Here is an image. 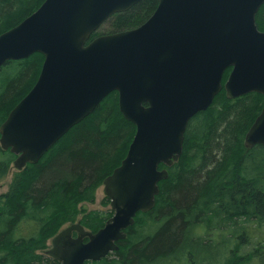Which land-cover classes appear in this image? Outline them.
<instances>
[{
    "label": "water",
    "instance_id": "95a60500",
    "mask_svg": "<svg viewBox=\"0 0 264 264\" xmlns=\"http://www.w3.org/2000/svg\"><path fill=\"white\" fill-rule=\"evenodd\" d=\"M139 1L44 0L0 34V67L34 53L44 58L35 84L0 124V147L17 155L15 169L36 163L112 91L135 126L125 157L102 183L112 216L95 232L79 222L60 229L45 253L61 264L118 249L168 178L159 164L178 161L188 122L222 89L228 99L264 96V30L255 22L264 0H157L138 27L90 39ZM256 144L264 146V104L244 137L246 148Z\"/></svg>",
    "mask_w": 264,
    "mask_h": 264
},
{
    "label": "trees",
    "instance_id": "16d2710c",
    "mask_svg": "<svg viewBox=\"0 0 264 264\" xmlns=\"http://www.w3.org/2000/svg\"><path fill=\"white\" fill-rule=\"evenodd\" d=\"M17 1L0 0V15H7L0 34L33 13H14ZM156 6L157 0H141L110 16L108 33L94 32L90 39L136 28ZM255 22L264 30V3ZM42 59V54L34 53L0 67V124L36 82ZM23 90V97L16 98ZM223 92L188 122L181 156L167 168L168 178L159 184L154 207L136 214L116 251L84 264H211L215 257L204 253L210 250L205 245L213 230L225 236L218 237V253L228 254L221 264H264V243L243 254L247 228L241 225L238 233L229 229L238 216L257 229L264 225V146L244 148L245 134L260 113L264 96L249 93L229 100ZM217 100L220 108H213ZM114 101L108 94L41 159L13 174L0 195V264H61L46 255L48 239L64 223H74L80 203L95 199L96 188L119 165L120 161L113 165L118 155H126L135 132ZM13 159L14 154L0 148V181ZM112 214L89 212L79 223L95 232Z\"/></svg>",
    "mask_w": 264,
    "mask_h": 264
},
{
    "label": "rangeland",
    "instance_id": "374dc122",
    "mask_svg": "<svg viewBox=\"0 0 264 264\" xmlns=\"http://www.w3.org/2000/svg\"><path fill=\"white\" fill-rule=\"evenodd\" d=\"M40 1L41 0H24V1L19 0V1H17V3L14 4V6L12 8V11L14 13H18L19 11L23 10V11H25L27 13L28 12L32 13V12L36 11L39 8V6L43 3L44 0L42 1L41 4H39ZM6 25H7V15L5 13H2L0 15V31L5 29ZM109 30L110 29H109L108 20H107L106 22H104L99 27V29L97 30V33H108ZM109 34H111V33H109ZM99 35H101V34H99ZM229 72H230V70H229ZM229 72H228V74H229ZM227 77H228V75H227ZM251 93H255V92H251ZM223 94H224V97H226L225 92H223ZM247 94H249V93H247ZM247 94H244L242 96H245ZM109 95L113 99H115L114 103L117 106V109L119 111V108H118V93L112 91ZM239 97H241V96H239ZM236 98H238V97H236ZM229 100H232V99H229ZM219 104H220L219 100H217V103H214L213 108H220ZM134 134H135V132H134ZM131 136L128 137L127 142L130 140ZM244 148L246 149V147H244ZM122 153L123 152H121V154L118 155V158L116 159V161L114 162L113 165H116L119 161H121L125 157V155L123 157H121ZM15 171H16V169L11 164L6 177L4 178L3 181H0V195H3L7 191L8 184L10 182L11 176L13 175V173ZM106 199L108 201H106ZM78 208H80L81 212H79V214L76 216L75 220H79L80 218H82L83 214H88L89 212H93V211H110L111 208H110V204H109V199L103 193L102 184L100 186H98L97 189L95 190V199L92 202H82V203H80L78 205ZM235 219L237 220L236 224L235 225H232V224L229 225L230 231H234V232L238 233L240 231L239 227L241 225L245 226V229L247 228V236L248 237H246V242H244L241 245L242 246L241 250H240L241 253L246 254L247 252H249L250 250L253 249L254 245H257L259 242L264 243V225L263 226L260 225L259 229H257L255 224H253L252 222H244V217L243 216L235 217ZM69 224H70L69 221L64 223L60 227V229L64 228L65 226H67ZM209 235L212 236L211 242H209L205 246L207 248H209L210 250L207 253H204V254H206L208 256H212V259L215 257L212 260L211 264H221V263H223L225 261V259L227 258L228 254L225 251H220L218 253L219 248H220V243H219L220 241H219L218 237H220V239H222V237H225V236L223 234H221L220 232H218L217 230H213ZM52 237H50L48 239V241H47L48 246L50 245V239Z\"/></svg>",
    "mask_w": 264,
    "mask_h": 264
},
{
    "label": "flooded vegetation",
    "instance_id": "af4514ba",
    "mask_svg": "<svg viewBox=\"0 0 264 264\" xmlns=\"http://www.w3.org/2000/svg\"><path fill=\"white\" fill-rule=\"evenodd\" d=\"M43 59H44V58H43ZM43 59H42V62H43ZM10 61H13V60H9V61H6V62H10ZM6 62H5V63H6ZM42 62H41V65H42ZM5 63H4V64H5ZM4 64H3V65H4ZM3 65H2V66H3ZM41 65H40V68H39V71H38L37 78H38L39 73H40V70H41ZM2 66H1V67H2ZM36 80H37V79H36ZM34 84H35V83H34ZM34 84H33V85H34ZM222 91H224V90L222 89L220 92H222ZM113 92H117V91H113ZM220 92H219V93H220ZM117 93H118V92H117ZM219 93H218V94H219ZM109 94H110V93H109ZM23 95H24V90L22 91V93H20L19 95H17L16 98H19V97H21V96L23 97ZM25 95H26V94H25ZM214 98H215V97H214ZM213 100H214V99H213ZM99 104H100V103H99ZM80 122H81V121H80ZM77 124H78V123H77ZM75 125H76V124H75ZM75 125H74V126H75ZM133 125H134V124H133ZM72 127H73V126H72ZM72 127H71V128H72ZM71 128H70V129H71ZM70 129H69V130H70ZM69 130H68L64 135H66V134L69 132ZM64 135H63V136H64ZM63 136H62V137H63ZM132 139H133V138H132ZM131 141H132V140H131ZM56 142H57V141H56ZM56 142H55V143H56ZM55 143H54V144H55ZM130 143H131V142H130ZM54 144H53V145H54ZM53 145H52V146H53ZM52 146H51V147H52ZM51 147H50V148H51ZM128 147H129V146H128ZM0 148H1V147H0ZM50 148H49V149H50ZM49 149H48V150H49ZM2 150H4V149H2ZM7 150H8L9 152H11L10 149H7ZM48 150H47V151H48ZM47 151H46V152H47ZM46 152H45V153H46ZM11 153H12V152H11ZM45 153H44V154H45ZM12 154H13V153H12ZM44 154H43V155H44ZM43 155H42V157H43ZM16 156H17V155L14 154V159L16 158ZM42 157H41V158H42ZM41 158H40V159H41ZM14 159L12 160V162L10 163V165L13 163ZM121 161H122V160H121ZM121 161H120V163H121ZM120 163H119V165H120ZM175 163H177V161H176V162H173L170 166H168V165H166V164H159L158 169H159V170H162V169H166V170H167V168H171V167H173ZM28 165H31V164L27 163L22 169H20V170H17V169H16L15 172H21V171H23ZM119 165H118V166H119ZM118 166H115L114 168H116V167H118ZM9 168H10V166H9ZM9 168H8V171H9ZM114 168L111 170V172H110L108 175H110V174L112 173V171L114 170ZM8 171H7V173H8ZM15 172H14V173H15ZM167 172H168V171H167ZM14 173H13V174H14ZM108 175H107V176H108ZM12 176H13V175H12ZM12 176H11V177H12ZM107 176H106V177H107ZM106 177H105V178H106ZM105 178H104V179H105ZM104 179H103V180H104ZM103 180H102V183H103ZM162 180H166V179H162ZM162 180H160V181L158 182V193H159V184H160V182H161ZM102 183H101V184H102ZM99 186H100V185H99ZM102 188H103V184H102ZM96 189H97V188H96ZM109 204H110V200H109ZM154 205H155V203H154ZM153 207H154V206H153ZM109 218H110V217H109ZM109 218H108V219H109ZM108 219H107V220H108ZM107 220H106V221H107ZM106 221H105V222H106ZM74 222H80V219H79V220H75ZM124 232L126 233V230H125ZM73 235H75V234H73ZM126 235H127V234H126ZM118 242H119V241H118ZM118 242H117V244H118Z\"/></svg>",
    "mask_w": 264,
    "mask_h": 264
}]
</instances>
